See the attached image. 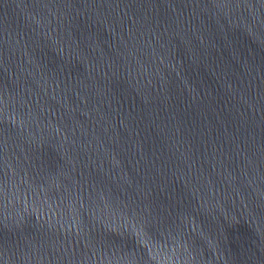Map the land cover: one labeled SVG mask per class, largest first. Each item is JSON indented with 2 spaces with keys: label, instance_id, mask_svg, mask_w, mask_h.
Here are the masks:
<instances>
[{
  "label": "water",
  "instance_id": "water-1",
  "mask_svg": "<svg viewBox=\"0 0 264 264\" xmlns=\"http://www.w3.org/2000/svg\"><path fill=\"white\" fill-rule=\"evenodd\" d=\"M0 264H264V0H0Z\"/></svg>",
  "mask_w": 264,
  "mask_h": 264
}]
</instances>
